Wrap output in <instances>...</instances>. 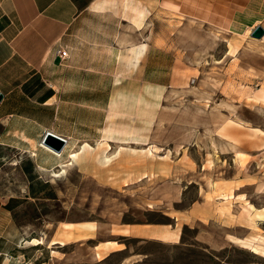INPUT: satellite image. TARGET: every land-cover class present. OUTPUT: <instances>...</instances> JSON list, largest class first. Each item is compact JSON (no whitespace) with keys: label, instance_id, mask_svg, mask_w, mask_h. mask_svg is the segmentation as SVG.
<instances>
[{"label":"rangeland","instance_id":"rangeland-1","mask_svg":"<svg viewBox=\"0 0 264 264\" xmlns=\"http://www.w3.org/2000/svg\"><path fill=\"white\" fill-rule=\"evenodd\" d=\"M147 7L140 42L149 55L133 72L92 78L89 93L59 110L64 142L60 151L48 146L60 160L41 169L31 157L44 153L40 143L0 142V198L21 228L24 256L31 264H264V219L247 209L264 207V39L250 35L264 29V0H253L238 31L154 0ZM85 143H109L115 156L101 164L82 152ZM106 241L122 250L95 248Z\"/></svg>","mask_w":264,"mask_h":264},{"label":"crops","instance_id":"crops-1","mask_svg":"<svg viewBox=\"0 0 264 264\" xmlns=\"http://www.w3.org/2000/svg\"><path fill=\"white\" fill-rule=\"evenodd\" d=\"M154 1L184 19L231 31L252 17L253 0ZM147 4L148 0H0V142L13 147L27 143L33 149L48 133L63 140L57 130L66 99L89 93L91 79L102 80L110 70L134 71L136 60L149 55V43L140 42V30L153 13ZM123 55L128 58H119ZM81 99L84 104L89 101ZM34 154L37 166L45 170L56 159L46 152ZM7 204L0 198V264H31L24 256L21 228ZM108 248L109 253L122 250Z\"/></svg>","mask_w":264,"mask_h":264},{"label":"bare ground","instance_id":"bare-ground-1","mask_svg":"<svg viewBox=\"0 0 264 264\" xmlns=\"http://www.w3.org/2000/svg\"><path fill=\"white\" fill-rule=\"evenodd\" d=\"M261 39H264V37H262ZM133 62H134V58L133 57H130L129 58V62L128 64L133 67ZM131 72H133L132 69H130ZM118 77H117V81H118ZM114 101V100H112ZM111 122L109 121L108 124L106 125V127L104 128V137H109V133L110 131H113L111 126H110ZM134 131L130 130L128 132V136L127 138L130 139V140H133L135 139L136 137L134 136ZM132 143V141H131ZM39 147L40 149H42V151L50 154L53 158H56L57 160H60L61 158V155L62 154H59V152L57 151H54L53 149H51L48 145H46L44 142H40L39 144ZM111 150V147H110V144L109 143H106V147L104 148H98L96 150H94V148H92L89 144L85 143V145L82 146V152L83 153H95L94 155V159L95 160H98L99 163L101 164H105V163H108L110 162V160L115 156L114 155H111V154H107L109 153V151ZM35 152H31V156H35L34 154ZM78 151H73L70 153L69 155V158H70V162L68 164H72L73 162H75L77 160V157H78ZM117 154L119 153L118 151L116 152ZM130 153H133V152H130ZM86 155V154H85ZM133 160L132 157L129 158V161L131 162ZM61 162V161H60ZM61 165V164H60ZM60 165H57V167H59ZM128 168L132 170V166L129 164ZM65 172V169L62 170L61 173H56L55 171L53 172V176L54 177H59L62 173ZM247 209L248 211H253L255 212L254 215L256 218L258 219H264V207L261 208V209H257L255 208L252 204L248 203V206H247ZM69 226H71V224H68ZM83 229H90V230H94L95 229V226L94 224H91V223H84L82 224L81 226ZM177 237V235H176ZM233 239V241H236L238 243L241 244L242 247H245V248H248L250 249L252 252L254 253H259L261 251L260 249V245L255 243L253 240L251 239H241V238H237V237H231ZM31 244L32 245H38V244H42V240L41 239H37V238H33L31 241ZM53 243H56V242H53ZM119 246V244L116 242V241H106V242H103V243H98L95 248H99V247H115V246ZM98 256H100V253H98Z\"/></svg>","mask_w":264,"mask_h":264},{"label":"water","instance_id":"water-1","mask_svg":"<svg viewBox=\"0 0 264 264\" xmlns=\"http://www.w3.org/2000/svg\"><path fill=\"white\" fill-rule=\"evenodd\" d=\"M251 37L253 38H257L260 39L264 36V29L261 26H256L250 33ZM0 99H1V95H0ZM46 145H50V146H54L53 143H57L58 145L55 146L57 151L61 150L62 144L64 142V140L53 136L51 134H47L45 140L43 141Z\"/></svg>","mask_w":264,"mask_h":264},{"label":"built area","instance_id":"built-area-1","mask_svg":"<svg viewBox=\"0 0 264 264\" xmlns=\"http://www.w3.org/2000/svg\"><path fill=\"white\" fill-rule=\"evenodd\" d=\"M58 54H61V56H65L66 55V52L65 51H58Z\"/></svg>","mask_w":264,"mask_h":264}]
</instances>
